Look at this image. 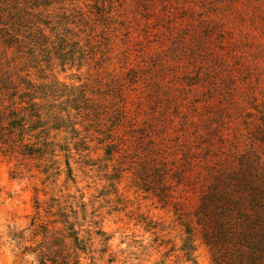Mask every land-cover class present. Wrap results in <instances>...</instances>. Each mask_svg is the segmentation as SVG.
<instances>
[{
	"label": "rangeland",
	"instance_id": "374dc122",
	"mask_svg": "<svg viewBox=\"0 0 264 264\" xmlns=\"http://www.w3.org/2000/svg\"><path fill=\"white\" fill-rule=\"evenodd\" d=\"M245 156L264 0H0V264H216L195 211Z\"/></svg>",
	"mask_w": 264,
	"mask_h": 264
},
{
	"label": "trees",
	"instance_id": "16d2710c",
	"mask_svg": "<svg viewBox=\"0 0 264 264\" xmlns=\"http://www.w3.org/2000/svg\"><path fill=\"white\" fill-rule=\"evenodd\" d=\"M208 176L195 216L216 264H264V168L245 156Z\"/></svg>",
	"mask_w": 264,
	"mask_h": 264
}]
</instances>
